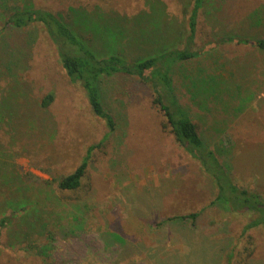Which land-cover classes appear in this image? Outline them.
Wrapping results in <instances>:
<instances>
[{
	"label": "rangeland",
	"instance_id": "rangeland-1",
	"mask_svg": "<svg viewBox=\"0 0 264 264\" xmlns=\"http://www.w3.org/2000/svg\"><path fill=\"white\" fill-rule=\"evenodd\" d=\"M5 2L0 29L14 3L31 2L69 23L76 19L70 8H99L96 17L120 27L116 52L133 59L184 47L195 0ZM260 5L264 0H201L190 48H208L229 34L259 36L250 21L259 18L252 11ZM106 39L96 45L100 53ZM171 77L179 104L230 165L236 184L264 198V52L218 43L177 62ZM102 85L115 118L111 131L67 77L42 26L9 27L0 35V161L15 162L24 175L8 186L0 176V217L14 211L5 205L11 196L39 207L35 218L26 204L0 227V264H44L26 249L29 242L46 247L49 264H264V229L242 233L250 214L210 205L215 187L177 144L148 87L121 76ZM48 92L53 101L42 109ZM90 146L81 186L59 189L57 179ZM190 212H198L194 222L169 220Z\"/></svg>",
	"mask_w": 264,
	"mask_h": 264
},
{
	"label": "trees",
	"instance_id": "trees-1",
	"mask_svg": "<svg viewBox=\"0 0 264 264\" xmlns=\"http://www.w3.org/2000/svg\"><path fill=\"white\" fill-rule=\"evenodd\" d=\"M200 6L201 0H195L188 16V34L184 47L165 48L156 54L133 59H127L116 52L117 45L114 43L117 41L116 38L121 37L120 27L118 28L114 23H109L110 21L102 15L96 17L94 12H97L99 8L96 11H88L84 8L72 7L70 11H74L76 19L69 23L60 13L36 8L31 2L14 3L0 29V35L9 27L42 26L47 38L54 46L59 63L67 77L73 83L80 85L92 114L103 120L109 131L115 128V118L105 107L102 83L106 79L121 76L137 80L147 86L152 97L151 103L165 116V126L169 127L177 144L191 158L199 162L202 170L215 187L216 193L210 205H217L231 213L250 214L251 217L244 224L242 233L257 227L264 229V198L258 192L236 184L231 177L230 165L221 161L217 154L209 148L199 133L198 125L191 119L187 110L179 104L171 77L173 66L177 62L195 58L203 51L217 47L218 43L233 42L264 52V5H260L252 11V14L255 15L259 12L260 19L250 21V26L256 27L260 32L259 36L229 34L220 36L217 42L212 43L208 48L193 50L190 46L192 43L194 44L195 40L196 21ZM4 7H6L5 0H0V9L4 10ZM260 21H262L261 25L258 24ZM99 36L102 39L107 38L103 43L106 51L101 53L96 48V45L102 44L100 42L102 39ZM53 98V92H48L41 99L40 108L46 109L52 103ZM229 143L230 140L226 139L225 144L228 145ZM92 148V146L88 147L86 155L72 172L57 179L59 189L75 190L81 186ZM0 176L8 186L10 179L15 176L22 178L24 175L15 162L0 161ZM41 182L49 183L47 180ZM46 200H52L48 192ZM26 204H30L26 210L27 213L34 214L36 218L39 207H37L38 203L32 199L24 197L16 199L11 196L5 205L11 206V209L15 211L20 208L23 209ZM14 211L0 217V227L8 224L13 218ZM197 216L198 212H190L174 216L169 220L188 219L194 222ZM111 235L112 240L119 239L122 241L118 234L112 233ZM45 248L30 242L26 247L30 253L38 256L44 264H49Z\"/></svg>",
	"mask_w": 264,
	"mask_h": 264
}]
</instances>
